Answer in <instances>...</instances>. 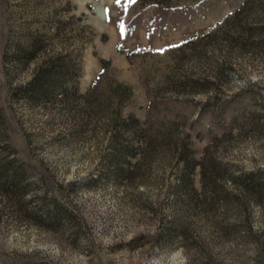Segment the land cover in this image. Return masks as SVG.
<instances>
[{"label":"rangeland","instance_id":"obj_1","mask_svg":"<svg viewBox=\"0 0 264 264\" xmlns=\"http://www.w3.org/2000/svg\"><path fill=\"white\" fill-rule=\"evenodd\" d=\"M0 264H264V0H0Z\"/></svg>","mask_w":264,"mask_h":264},{"label":"bare ground","instance_id":"obj_2","mask_svg":"<svg viewBox=\"0 0 264 264\" xmlns=\"http://www.w3.org/2000/svg\"><path fill=\"white\" fill-rule=\"evenodd\" d=\"M96 10L98 11V14H99L101 17H104V15H105V11H104V8H103L101 5L97 4V5H96Z\"/></svg>","mask_w":264,"mask_h":264},{"label":"snow or ice","instance_id":"obj_3","mask_svg":"<svg viewBox=\"0 0 264 264\" xmlns=\"http://www.w3.org/2000/svg\"><path fill=\"white\" fill-rule=\"evenodd\" d=\"M159 51H163V49L159 50Z\"/></svg>","mask_w":264,"mask_h":264}]
</instances>
